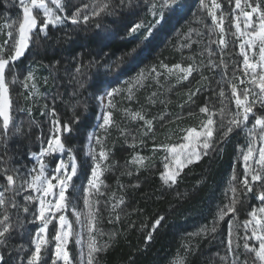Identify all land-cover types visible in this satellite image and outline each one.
Listing matches in <instances>:
<instances>
[{"label":"rangeland","instance_id":"rangeland-1","mask_svg":"<svg viewBox=\"0 0 264 264\" xmlns=\"http://www.w3.org/2000/svg\"><path fill=\"white\" fill-rule=\"evenodd\" d=\"M4 1L6 2V4H3L5 10L0 11V44L8 40V50H10L13 40L18 36L16 29L18 23L22 22L23 10L19 5V0ZM133 1L142 11L136 24L143 25L136 32H131V28L136 24L126 31V37L135 41V44H133V48L136 49L134 55L142 49L144 50L146 44L160 31L166 22L167 15L174 23L171 25L168 36L164 35L162 37L163 45L158 52L153 57L144 60L142 64L134 67L132 71L128 70V66L126 67L128 64H126L124 67L127 71H124L125 75L119 78L112 75L111 67L112 65L118 68L122 67L118 63L124 59L126 60L127 54L111 59H108L105 55L104 59L107 62L100 58L98 60L90 59L91 61L87 64V57H83L82 53H76L66 59L62 69V61L57 58L56 48L54 47L55 42L63 39L66 49L69 51L71 45H74L73 43H76L78 38L76 36L77 28H83L82 30L87 27L94 28L96 33L102 36L111 33V31H108L110 28H107L104 22L110 25L107 19H112V14L108 13L107 16H103V13L110 12V7L114 5L118 6L115 1L110 2V0H107L110 6L100 16H92L91 12L93 7L105 2V0H85L84 4L78 9H72L69 14L65 11L59 12L57 9V14L62 17H70L75 11L80 10L81 16L88 14L89 19L87 23L80 22L75 25L71 23L70 19H66L63 24L57 26L49 25L46 35L37 26L43 38L52 37V48L48 52L45 50L41 52L35 45L33 35L37 28L33 31L29 46L23 54L26 57L24 65L17 67L15 61L9 65L10 71L6 70V83L8 84L9 97L12 103V123L9 126L7 136L0 139V160L2 161L0 168L7 167L9 170L16 168L21 177L27 175L36 164L33 154H39L42 148L47 147V143L54 132L53 122L59 121L61 131L55 134L60 137L65 151L63 154L53 153L46 156L44 158L45 163L49 173H51L60 159L68 162L70 167L69 157H75L77 175L73 177V186L69 187L65 195L71 205H75L77 211L86 213L84 190L88 179H90V171L85 181L81 179L76 181L80 168L79 158L82 159L81 161L85 166L91 168L93 165L91 157L88 155L89 147L91 146L99 151L101 145L96 144L95 141V138H99L104 149L110 153L109 159L104 162L109 167L101 176L103 184L100 192L93 191L89 195L90 200L99 201L94 207L95 230L91 235L98 245H108L103 251L94 254L93 264H107L106 256L114 247L115 242L120 239L124 224L128 225L130 222L134 226L132 222L135 220L137 207L136 205L132 206L133 203L129 202L126 193L127 189L130 190L140 185L139 176H141L142 171L144 173L149 171L150 175L157 174L162 187L165 189L182 188V192L178 195L186 197L190 191L186 189L187 184L185 182L193 179L192 175L196 171V164L211 160L212 165L215 164L216 166V164L222 163L221 161L226 162L219 172L220 175L222 174L220 181L217 185H213V188L205 195L211 211L207 210L204 205L205 202H203L195 213H189L188 215H181L180 213L177 215L178 219L185 221L187 228L176 237L172 250L162 255L161 264H179L180 260L183 261V264H194L195 262L196 264H232L233 260L236 264H254L257 261L254 259V254L248 252L243 245L245 243L249 245L256 244L258 247V244L254 239H247L248 236H251V226L246 230L244 222L251 219L250 212L264 206V202L258 199V193L262 190L260 182H255L252 192L245 194L242 184L244 164L241 159V150H246L249 141L247 132L252 128L257 116H264V107L257 103L254 108L259 110L254 111L253 109V113L249 114L246 123L234 126L231 133L227 136L223 135L227 127V120L237 111L235 100L231 96L229 81L237 86L238 92L250 87L249 77L245 76L243 71V57L240 55L239 49L243 37L238 34L233 35L235 33L234 18L236 14H239V10L233 12L235 2L216 0V3L221 5L219 9H216L218 22L223 14L225 31L221 34L219 28L213 25L212 18L209 15L212 0H204L205 4L208 5L205 8L201 7L200 0H177V3L172 7L163 9L161 8L163 0ZM46 2L49 7L56 8L51 0H46ZM251 2L259 3L264 8V0H251ZM14 3L17 10L13 13L10 8ZM118 3L119 7L128 8L129 3L126 0H119ZM153 4L156 5L154 9L152 8ZM246 10L250 11V9ZM153 11L157 13L163 11V20L156 24L152 29V35L145 40L144 33L151 24L155 23L156 19H159V16L153 17ZM33 14L37 16L38 23L41 22L42 25L44 22L42 13L34 9ZM253 19L255 20L256 17L254 16ZM9 24L12 25L11 29L6 27ZM243 27V17H241L242 31ZM10 30L13 32L11 39L7 35ZM50 30L53 32L51 33ZM82 37H85V35H82ZM221 38L225 40L226 47L218 44ZM210 40L216 42L210 43ZM209 50L211 55H209ZM221 50H223V60L227 64L226 76L224 75V66L220 64ZM249 51L250 62L258 59V55L253 56L251 50ZM4 54L7 56L8 51H5ZM134 55H129V58ZM210 62H215L219 66L211 67ZM165 65L168 67L165 68ZM175 65H180L182 68L194 65L199 70H194L188 79L180 80L178 76H182L183 73L175 69ZM88 66L91 68L88 69ZM153 67H155L156 72L151 71ZM168 68H173L171 74H169ZM58 69H62L60 73ZM77 69H79V72H77ZM141 71L145 73L142 85H133L134 79ZM234 72L237 78L232 80ZM29 73L32 74L34 80H28V87L26 88L24 84ZM157 73L160 75H157ZM95 75L99 76L100 83H103V86H107L101 93L99 92L100 88L87 85V79H93ZM52 77H54V81H51ZM13 79L15 82H12ZM240 80H244L245 83H240ZM33 82L36 85L35 89L31 87ZM130 87L131 94L128 91ZM221 88L225 93L223 98L218 95ZM112 89H120V92L112 97L114 107L108 108L106 107L108 101L105 99L101 103L100 97L105 96L106 92ZM197 89H199L198 92ZM56 90H61L62 96H58ZM255 91L258 92L259 90L255 89ZM32 92L36 94L30 95ZM190 95L191 101H189ZM251 99L250 94L249 100ZM204 106H207L210 111L216 112V115L212 117L216 122L212 126L214 129L211 138L214 142L213 147L207 150V155H202L199 160L194 159L192 163L183 167L177 183L172 187H168L162 180V175L166 171V163L169 165V170H175V161L172 159L173 154L169 153L165 146L177 148V152L181 153V160L189 151L196 148L194 142L190 143L184 137L187 134V129L196 128L197 131L202 129L203 122L208 118L207 113L200 111L201 107ZM222 107L225 109L223 121H221L220 115ZM93 108L92 124L88 127L87 117H90V115L87 110ZM108 111L112 112L114 123L101 127L103 124L102 117ZM136 112H140L146 119L152 120V131L145 134L144 121L131 118V114ZM222 122L224 123L223 128L220 127ZM66 124L70 125L68 129L72 131L73 139L66 138L68 130L63 127ZM14 127H19L20 130L14 131ZM78 127H84V132L80 131V136L76 137ZM121 130L125 134L122 135ZM23 137L29 140V145L24 153L19 149ZM132 137L137 140L134 145L131 144ZM115 144H120L124 150L126 149V155L123 159H117L115 156ZM183 144H187L189 147L180 148V145ZM3 151L8 155L6 159L2 160L1 153L3 154ZM197 151H202V149L197 148ZM137 155L145 158L143 166L131 163L132 158ZM229 162L230 165H228ZM249 163L253 164L254 161ZM209 167L212 168V166ZM233 175L236 176L234 181L232 180ZM193 185L194 188H199L202 184L198 180ZM230 186L236 188L235 212L229 213L222 221H219L216 224V230L213 232L211 228L213 227V221L217 219L219 209L228 204L232 197ZM3 188L4 186L0 184V190H3ZM29 194L34 195V193L22 191L14 197L17 207L5 206L12 228L5 234V237L0 238L4 241L0 243V257L2 255L7 257L10 264H27L34 251L35 233L41 226V221L33 218V213L38 209V203L35 205L33 202L25 201V196ZM6 196L11 195L6 193ZM238 198L242 201H249L247 207L244 206L245 201L242 206H239L237 204ZM120 199H123L124 203L113 209V205L118 204ZM25 204L29 209L27 213L23 211ZM3 214L4 208H0V218ZM65 215L72 224V236L67 245L72 264H87L89 233L86 228L81 231V227L76 223V217L70 209L66 211ZM117 215L119 216L118 220L116 219ZM57 216H59V213H57ZM177 217L168 218L166 223L161 226V231L167 232L168 228L175 224ZM84 220L85 215H82L81 221ZM58 227V220H53L49 224L46 234H42L46 235L48 244L42 247L41 264H50L51 259L54 258L53 246L55 241L53 237ZM139 227L144 229L146 224L141 222ZM230 228L233 242L232 251H229L228 243ZM77 233L81 234V244L76 243ZM12 236L17 242L10 240ZM151 236L152 239L147 241L155 244L159 235L156 237V234L151 232ZM237 244L239 247L236 246ZM57 264H61V262L58 261Z\"/></svg>","mask_w":264,"mask_h":264},{"label":"snow or ice","instance_id":"snow-or-ice-1","mask_svg":"<svg viewBox=\"0 0 264 264\" xmlns=\"http://www.w3.org/2000/svg\"><path fill=\"white\" fill-rule=\"evenodd\" d=\"M231 3V0H229ZM51 3L56 6L55 9L49 7L46 0H19V5L23 10V19L22 22H19L17 25L18 36L13 40L11 49L8 50V40H5L3 44H0V139H3L7 136L9 126L12 123L11 108L12 103L9 97V88L6 83V70L10 71L9 65L14 63L20 56L24 54L25 49L29 46V41L31 39V34L37 28L38 20L37 16L33 14V10H38L42 13L44 22L40 26V31L47 34V28L49 25L57 26L63 24L66 19H70L72 24H78L80 22L87 23L89 15L85 14L81 16V11L77 10L70 17H62L57 14V9L59 12L64 11V4L62 0H51ZM177 3V0H163L161 8H169ZM200 5L202 8L208 7L205 4L204 0H200ZM109 3L107 0L105 2L98 4L93 7L91 15L99 16L101 13L105 12L109 8ZM155 4L152 5L154 9ZM221 7L220 4L216 3V0H212V5L209 9V15L212 18L213 25L219 28L221 34L224 33L225 29L223 27V14L220 17L219 22L217 21L216 9ZM246 9H250L246 10ZM239 10V14L235 15V33L233 35H239L243 37L242 42L239 44L240 55L243 57L242 65L245 76L249 77L250 87L244 88L242 91H237V86L229 81L231 84V96L235 100V105L237 111L231 115L227 120V127L223 133L224 136H227L233 131L234 126H240L243 123H246L249 118V114L253 113V109L257 103L264 107V8L261 7L259 3H253L251 0H235V8L233 12ZM153 17L159 16V19L155 20L154 24H151L147 31L144 33V39H148L152 35V29L163 20V11L159 13L153 11ZM256 17L254 20L253 17ZM241 17H243V31L241 30ZM9 29L12 28V25H6ZM143 27L142 24H136L131 28V32H136L137 29ZM9 39L12 38L13 32L10 30L7 33ZM216 41H211L213 43ZM219 45H224L225 40L223 38L219 39ZM253 56L258 55V59L252 60L250 62V51ZM258 50V51H257ZM8 51L6 56L4 53ZM136 49L133 48L127 55H134ZM209 55L211 51L209 50ZM220 64L224 66V75H227V64L223 60V50H221V61ZM211 67H218L215 62H210ZM167 68L168 66H164ZM175 69L183 73L182 76H178L180 80H186L192 74L194 70H199L196 66L190 65L187 68H182L180 65H175ZM259 69V71H257ZM152 72H156L155 67L152 68ZM79 72V69H77ZM169 74L173 72V68H168ZM157 75H160L157 73ZM236 74L233 73L232 80H235ZM145 79V73L141 71L138 76L134 79L133 85H142L143 80ZM206 79V77H205ZM28 80H34L31 73L28 74L24 86L27 88ZM12 82H15L13 79ZM220 83V82H218ZM240 83H245L244 80H240ZM33 89L36 88L35 83L33 82ZM258 89L259 91H255ZM131 94V87L128 89ZM197 92L199 89L196 90ZM120 89H112L111 91L106 92L105 96L100 97L101 103L106 99L108 101L106 107L113 108L114 104L112 97L114 94H118ZM35 92L30 93V95H35ZM251 94L252 99L249 100ZM155 95V94H154ZM194 95V93H193ZM218 95L223 98L225 96L223 88L220 89ZM189 101H191V95L189 96ZM154 102V101H153ZM200 111L202 113H207L208 118L203 122L202 129L197 131L196 128H190L186 130L185 140L194 142L196 148H193L189 151L183 160L180 159L181 153L177 152V148L165 146L167 151L172 155V159L175 161V170H169V165L165 164V173L162 175V180L168 187H172L177 183V179L180 175V171L183 167H186L188 164L192 163L195 160H199L202 155L208 154V149L213 147V125L216 123L213 120V116L216 115L215 111H210L207 106L201 107ZM225 109L222 107L220 109L221 121H223V114ZM131 118L133 120L139 119L144 121V128L146 129L145 134L152 131V120L146 119L144 115L140 112L132 113ZM162 118V117H161ZM103 124L101 127L109 126L112 123V112L108 111L102 117ZM54 132L52 138L48 141L47 147L42 148L39 154H33V159L36 161L35 166L27 173V175L21 177L18 169L12 168L9 170L7 167L0 169L3 172L6 178V186L3 190H0V208H4V214L0 218V238L5 237V234L10 231L12 224L10 222V217L7 214V207L15 208L17 207L14 197L22 191H28L33 194L25 196V201L38 203V209L33 213L34 220L41 221V226L39 230L35 233L34 239V251L32 252L27 264H41V250L42 247L48 244L46 235L49 224L53 220H58V230H56L53 237L54 244V258L51 259L50 264H72L70 259V254L67 250V245L72 236V224L66 218V211L69 209L73 212V215L76 217V223L80 225L81 231L85 228L89 233L88 239V254H87V264H93L94 254L103 251L108 245H98L95 238L91 233L95 230V212L94 207L99 203L98 200L93 201L89 199V195L95 191L100 192L101 185L103 181L101 176L103 172L108 169L109 165L104 162L109 159V151L105 150L99 138H95L96 144L101 145L99 151L93 147H89L88 155L91 157L92 167L90 168V179L87 181V186L85 188V208L87 209L86 213H81L77 211L75 205H71V202L66 197V192L69 187H72L73 177L77 175V164L74 156H70L69 160L71 161V166L69 167L68 162L63 159L58 161V165L49 173L47 165L45 163V157L53 153L63 154L65 151L64 144L61 142V139L56 132H60L61 128L59 127V121H54ZM65 130H69L67 126H63ZM220 127H224V123L220 124ZM19 127H14V131H19ZM122 135L125 134L121 130ZM249 137L248 146L246 150H241V159L244 164V177L242 180L243 187L245 189V194L252 192L253 184L255 182H260V188L262 189L258 193V199L264 202V116H257L255 118L252 128L247 132ZM92 139V138H90ZM137 142L135 137H132L131 144L134 145ZM141 143L143 141H140ZM189 145L183 144L180 145V148H187ZM197 148L202 149V151H197ZM144 157L139 155L132 158L131 163L137 164L139 166L144 165ZM250 161H254L253 164H250ZM103 165V167H102ZM131 174V173H129ZM250 177V179H249ZM232 180H236V176H232ZM55 181V183H53ZM230 191L232 192V197L228 204L224 205L219 209L217 213V219L213 221V227L211 231L216 230V224L219 221H222L226 215L229 213L235 212V203H236V188L230 186ZM6 193H11V196H6ZM123 199H120L118 204L113 205V209L118 207L119 204H123ZM23 211L27 213L29 211L27 204L23 206ZM38 212V214H37ZM59 213V216H57ZM259 214V215H258ZM85 215V220L81 221V216ZM251 219L244 222V227L247 230L251 226V236H248L247 239H254L256 244L249 245L245 243L243 247L248 251L254 254V259L259 261V264H264V206L259 207L250 212ZM116 219H119V216H116ZM164 219L163 216L159 217L153 227L152 231L154 232L156 226ZM147 240H151L152 236L149 233L146 237ZM3 239H0V243H3ZM76 243H82V237L80 233L76 234ZM229 251H232V239H231V228L229 233ZM239 247V245H236ZM2 259V257H0ZM179 264H183V261L180 260ZM232 264H236L235 260L232 261Z\"/></svg>","mask_w":264,"mask_h":264},{"label":"trees","instance_id":"trees-1","mask_svg":"<svg viewBox=\"0 0 264 264\" xmlns=\"http://www.w3.org/2000/svg\"><path fill=\"white\" fill-rule=\"evenodd\" d=\"M114 1L118 6L114 5L110 7V12L103 13V16H107L108 13L112 14V19H107L110 25H108L107 22H104L105 26L107 28H110L108 29V31H111V33L107 34L106 36H102L99 33H96V30H94V28L87 27L85 28V30H82L83 28H77L76 36H78V38L76 40V43H73L74 45H71L69 51H67L66 44L64 43L65 41L63 39L55 42L54 47L56 48V55L57 58L62 61V69L66 59L71 57L72 54L74 55L76 53H82L83 57H87L88 64L89 61H91L90 59H104L105 55L108 57V59H111L113 57H119L120 55L123 56L131 51V49L133 48V44H135V41L131 38L126 37V31H128L133 25L136 24L139 14H141L142 11L133 0H126L129 3L128 8L119 7V0H110V2ZM62 2L64 4V11L66 13L68 12L69 14L71 13L72 9H78L82 4H84L85 0H62ZM231 2L234 3L235 0H231ZM3 4H6V2L4 0H0V11L5 10V6H3ZM10 10L13 13L17 10L15 7V3L12 4ZM166 18L167 19L163 27L159 32L156 33L154 38L146 44L144 50L142 49L132 58H129V55H127L125 57L127 58L126 60L124 59L122 62L118 63L122 65V67L118 68L115 65H112L111 72L115 78L116 76L117 78H119L125 75L124 71H127V69H125L124 66L126 64H128L126 65V67L128 66V70L132 71L134 67L142 64L144 60L153 57L158 52V50L163 45L162 37L164 35L168 36L167 34L170 33L171 25H173L174 23V21L168 15ZM37 26L40 27L41 22H39ZM50 32L52 33L53 31L50 30ZM82 35H85V37H82ZM33 36V40L36 43L35 45L41 50V52H43L44 50L48 52L52 48V37L47 39L43 38L41 32L39 31V28L36 29ZM104 60L107 62L106 59ZM25 61L26 57L24 55L20 56L19 59L16 60V66H23ZM87 68L89 69L91 67L88 66ZM61 70L58 69L59 73L61 72ZM98 79V75L93 76V79H87V85H90L94 88L97 87L98 89L100 88L99 92L101 93L106 89L107 86H103V83H100L101 81L100 79ZM52 80L54 81V77H52L51 81ZM56 91L58 96H62L61 90ZM255 110L257 111L259 109L254 108V111ZM88 111L90 117H87V126L89 127L90 124H92L91 116L94 113V108L91 110H87V112ZM66 125L67 128H70L69 124ZM78 128L79 130H77V134L75 135L76 137L80 136V131L84 132V127ZM66 138L69 140L74 138L71 130H68ZM28 141L29 140L24 137L20 141L21 146L19 149L22 153H24V151L26 152V147L29 145ZM114 151L117 159H123L126 155V149L124 150L120 144H115ZM7 155L8 153H5L3 151V154L1 153L2 160L6 159ZM81 160L79 158L80 168L79 175L76 181H78V179L85 181L86 177L89 176L88 174L90 171V167L85 166ZM1 162L2 161L0 160V163ZM221 162L222 163L216 164V166L215 164L212 165L211 160L196 164V171L192 175L193 179L187 180L185 182V184H187L186 189L190 191L189 195L186 197H181L178 195L182 192V188L177 187L174 190L165 189L162 187L161 180L157 174L150 175L149 171L146 173L142 171L141 176H139V180H141L139 181L140 185L138 187L131 188L130 190L127 189L126 193V197L129 202L133 203L132 206L136 205L137 207L135 220L134 222H132L134 223V226L131 225L130 222L128 223V225L124 224V230L120 233V239L115 242L114 247L106 256L107 264H161L162 255L167 254V252H170L172 250L173 243L174 241H176V237L179 236V234L187 228L185 221L182 219H178L177 215H179L180 213L181 215L195 213L199 210L200 205L203 202H205L204 205L205 207H207V210L209 209V211H211V208H209V204H207L206 202L205 195L208 191H210L211 188H213V185H217V183L220 181V177H222V174L220 175L219 172L220 169L225 166L226 162ZM228 165H230V162ZM209 166H212V168ZM198 180L202 185L199 188H194L193 183ZM0 184L4 187L6 186V178L2 171H0ZM8 194L11 195V193ZM238 200L239 201H237V204H239V206H242L245 200L242 201V199L240 198H238ZM244 204V206L247 207L249 201H245ZM161 216H163L164 219L158 226H156V229L153 232L152 227L155 221ZM170 217H177L176 221L174 222L175 224L171 225L168 228L167 232H162L161 226L166 223V221ZM141 222L146 224V227L144 229L139 227V224ZM159 228L160 230H158ZM151 232L153 234H156V237L159 235L155 244L148 243L146 239L147 235ZM10 240L12 242H17L13 236ZM1 257L2 259H0V264H10V261L7 257L3 255ZM194 264H196V262ZM254 264H259V261H255Z\"/></svg>","mask_w":264,"mask_h":264}]
</instances>
